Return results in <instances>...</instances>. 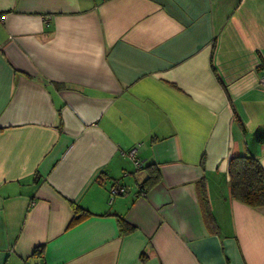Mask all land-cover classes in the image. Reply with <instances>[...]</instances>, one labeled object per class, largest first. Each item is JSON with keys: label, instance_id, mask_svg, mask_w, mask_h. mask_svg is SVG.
Returning a JSON list of instances; mask_svg holds the SVG:
<instances>
[{"label": "crops", "instance_id": "1", "mask_svg": "<svg viewBox=\"0 0 264 264\" xmlns=\"http://www.w3.org/2000/svg\"><path fill=\"white\" fill-rule=\"evenodd\" d=\"M263 79L264 0H0V264H264Z\"/></svg>", "mask_w": 264, "mask_h": 264}, {"label": "trees", "instance_id": "2", "mask_svg": "<svg viewBox=\"0 0 264 264\" xmlns=\"http://www.w3.org/2000/svg\"><path fill=\"white\" fill-rule=\"evenodd\" d=\"M259 141L264 143V137H261ZM149 170V176L142 184V191H147L161 180V174L155 166L150 167ZM228 176L230 179L231 197L233 199L251 208L264 206V169L258 159L249 154L232 158L229 162ZM199 190L201 192L200 196L203 198L202 202H207L204 181L199 183ZM73 208L75 216L70 223V227L78 224L90 215L88 211L81 207L73 206ZM118 224L122 232L129 231V226L123 220H118ZM39 250H42V248H39L35 255H37Z\"/></svg>", "mask_w": 264, "mask_h": 264}, {"label": "built area", "instance_id": "3", "mask_svg": "<svg viewBox=\"0 0 264 264\" xmlns=\"http://www.w3.org/2000/svg\"><path fill=\"white\" fill-rule=\"evenodd\" d=\"M262 83L264 84V79L262 80ZM130 156L133 158V159H136V150H132L130 152ZM136 165L141 168V165L138 161H136ZM112 193L113 195H121V194H125L126 193V190L125 188L121 187V186H114L112 188Z\"/></svg>", "mask_w": 264, "mask_h": 264}]
</instances>
